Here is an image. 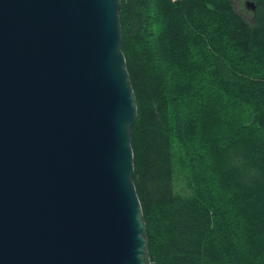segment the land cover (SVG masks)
Listing matches in <instances>:
<instances>
[{
	"label": "water",
	"instance_id": "obj_1",
	"mask_svg": "<svg viewBox=\"0 0 264 264\" xmlns=\"http://www.w3.org/2000/svg\"><path fill=\"white\" fill-rule=\"evenodd\" d=\"M120 7L0 0V264H152Z\"/></svg>",
	"mask_w": 264,
	"mask_h": 264
},
{
	"label": "trees",
	"instance_id": "obj_2",
	"mask_svg": "<svg viewBox=\"0 0 264 264\" xmlns=\"http://www.w3.org/2000/svg\"><path fill=\"white\" fill-rule=\"evenodd\" d=\"M120 0L152 264H264V0Z\"/></svg>",
	"mask_w": 264,
	"mask_h": 264
},
{
	"label": "rangeland",
	"instance_id": "obj_3",
	"mask_svg": "<svg viewBox=\"0 0 264 264\" xmlns=\"http://www.w3.org/2000/svg\"><path fill=\"white\" fill-rule=\"evenodd\" d=\"M236 9L241 13L245 19L251 20L253 11L247 6V1L245 0H233Z\"/></svg>",
	"mask_w": 264,
	"mask_h": 264
}]
</instances>
